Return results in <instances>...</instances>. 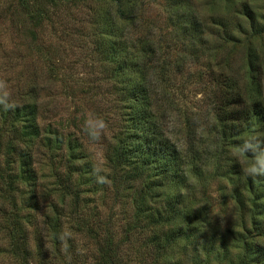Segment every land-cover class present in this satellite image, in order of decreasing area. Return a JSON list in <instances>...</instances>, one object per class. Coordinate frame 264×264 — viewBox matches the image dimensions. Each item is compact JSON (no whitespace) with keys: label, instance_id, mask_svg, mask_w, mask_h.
I'll use <instances>...</instances> for the list:
<instances>
[{"label":"trees","instance_id":"obj_1","mask_svg":"<svg viewBox=\"0 0 264 264\" xmlns=\"http://www.w3.org/2000/svg\"><path fill=\"white\" fill-rule=\"evenodd\" d=\"M13 4V10L31 27H40L44 22L53 26L55 19L49 15L50 9L53 14L62 9L68 16L76 14L81 18L82 30L93 32L92 43L108 73L118 112L105 148L106 169L100 170L90 161L76 128L63 130L52 118L43 123L36 84L24 85L17 98L8 95V102L15 107L5 110L0 105L1 199L12 204L24 186L30 190L28 204H39L42 197L35 155L42 147L51 153H62L64 170V177L55 182L53 194L49 195L47 211L41 215L46 235L34 241L28 236L27 216L20 211L14 213L20 218L6 216L3 231L7 246L1 249L3 257H8V264H81L78 243L72 236L79 232L92 237L94 254L87 264H174L173 246L180 241L192 242L206 225V213L195 205L189 188L203 174L207 163L202 164V149L186 142L176 144L163 124L175 103L169 82L172 70L166 64L170 56L151 33L143 0H15ZM176 4L172 9V30L189 48L176 49L177 54L188 53L196 63L204 56L209 66L216 60L208 44L210 37L233 48L241 45L245 51L241 81L230 77L216 87L219 94L211 115L218 132L215 147L220 150L212 155L218 166L227 145L241 149L248 140L264 145V61L255 44L264 37V14L257 15L249 3L240 2L234 23L212 19L211 26L217 29H207L206 21L195 16L186 3ZM159 94L164 95V103ZM257 153L248 151L244 155L252 157ZM230 166L234 174L241 175L236 162ZM242 184L248 197L240 188L234 190V197L237 201L246 198L240 205L249 209L253 234H262L264 176H247ZM85 186L100 195L102 201L111 190L115 198L123 200L129 209L125 227L151 229L142 249L146 256L128 258L123 252L130 251L133 239L120 241L116 233L101 229V223L94 226L84 216L81 218L88 192ZM229 234L235 244L242 243L243 262L250 256L261 257L259 244L249 241L251 234L243 240L235 237L239 232Z\"/></svg>","mask_w":264,"mask_h":264},{"label":"rangeland","instance_id":"obj_2","mask_svg":"<svg viewBox=\"0 0 264 264\" xmlns=\"http://www.w3.org/2000/svg\"><path fill=\"white\" fill-rule=\"evenodd\" d=\"M14 2L0 0V81L6 85L2 91L17 98L24 85L36 84L43 123L52 118L63 130L76 128L83 137L86 152L95 168L106 169L104 153L109 135L115 127L118 109L109 86L108 73L100 63L98 50L92 43L93 32L82 30L81 18L76 14L68 16L62 9L55 14L53 9L49 10V15L55 19L53 26L44 22L40 27H31L13 10ZM179 2L186 3L195 16L204 19L207 29H217L211 26L214 25L212 19L224 21L228 25L234 23L236 7L240 2L249 3L257 15L264 14V0H143L142 9L150 19L151 33L170 56L166 64L172 70L169 82L173 87L175 103L167 111L163 124L176 144L186 142L187 145L202 149V164L207 163L203 166V174L196 177L189 188V195L195 205L206 213V225L200 236L192 242L180 241L173 246L172 261L174 264H264V261L258 262L264 259V231L261 230L262 234H253L249 209L240 205L241 200L244 202L246 198L237 201L234 197L236 188H240L248 197L242 186L243 180L249 176L245 169L254 162L264 145H259L258 153L252 157L245 156L240 148L227 145L218 166H215V157L212 155L220 150L215 147L218 132L211 115L219 94L216 87L226 83L230 77L241 81L245 51L241 45L233 48L218 38L210 37L208 44L212 57L216 58L215 64L211 62L206 66L204 56L196 63L188 53L177 54L176 49L189 50L171 26L173 5ZM45 8L48 10L50 7ZM255 44L264 61V37L257 39ZM218 90L222 91L220 88ZM159 99L164 103V95L159 94ZM96 119H103L107 127L98 140H93L86 122ZM234 162L241 170L240 176L230 168ZM35 163L40 174L38 190L42 198H39V204H28L30 190L24 186L20 187L12 204L1 199L0 193V264H8V257H3L4 250H1L7 246L3 231L6 216L20 218L18 215L14 217V213L19 211L21 215L27 216L30 220L28 236L34 241L46 235L41 215L47 211L49 195L53 194L55 182L64 177L63 156L59 151L51 153L42 147L36 152ZM88 187H84L88 192L87 196L84 195L86 200L82 205L83 211H80L81 218L84 216L94 226L101 223V229L116 233L120 241L133 239L130 251L123 252H127L128 258L146 256L147 253H143L142 249L151 235V229L125 227L129 209L123 200L115 198L111 190L102 201L101 196L90 192ZM262 220L264 224V216ZM230 230L239 232L235 237L241 240L249 239L251 234L249 241L259 244L261 257L250 256L243 262L245 255L242 243L235 244ZM72 236L78 243L76 250L82 257L81 264H87L89 257L94 254L92 237L79 232Z\"/></svg>","mask_w":264,"mask_h":264},{"label":"clouds","instance_id":"obj_3","mask_svg":"<svg viewBox=\"0 0 264 264\" xmlns=\"http://www.w3.org/2000/svg\"><path fill=\"white\" fill-rule=\"evenodd\" d=\"M6 85L3 81H0V90L5 89ZM0 105H3L5 110L15 107V105L8 102V94L6 91L0 93ZM89 126V135L93 140L100 138L101 132L107 127L103 119L89 120L86 122ZM258 145L252 142H245L240 149L241 152H257ZM245 172L247 175L255 178L257 176H264V152H259L256 155L254 162L249 165ZM103 177H100V182H103Z\"/></svg>","mask_w":264,"mask_h":264}]
</instances>
